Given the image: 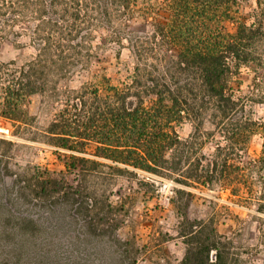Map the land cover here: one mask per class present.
Returning <instances> with one entry per match:
<instances>
[{"label": "trees", "instance_id": "obj_1", "mask_svg": "<svg viewBox=\"0 0 264 264\" xmlns=\"http://www.w3.org/2000/svg\"><path fill=\"white\" fill-rule=\"evenodd\" d=\"M240 1L0 0V40L32 49L23 61L0 62V118L18 134L30 125L29 97L58 105L37 135L62 150L77 175L71 185L62 173L37 167L7 174L8 185L0 186V245L11 246L13 264L24 255L30 264H46L47 234L24 214L30 205H50L49 217H58L55 203L62 202L67 222L80 220L90 241L97 228L105 231L96 223L100 209L108 217L116 206L110 194L84 187L86 177L109 183L118 176L134 178L138 186L174 184L168 201L185 246L178 264L240 263L210 219L188 213L195 193L206 189L228 191L237 202L264 201V119L252 118L248 109L249 103L264 105V0H254L249 23ZM135 19L149 30L134 29ZM96 32L117 46V57L128 50L133 63L125 81L114 84L93 67ZM22 37L27 44L17 41ZM242 68L255 73L247 95L231 86ZM80 72L88 77L70 86ZM184 122L192 131L181 138L176 129ZM254 134L263 144L251 157L246 149ZM207 142L212 149L203 152ZM113 240L120 245L116 233Z\"/></svg>", "mask_w": 264, "mask_h": 264}, {"label": "rangeland", "instance_id": "obj_2", "mask_svg": "<svg viewBox=\"0 0 264 264\" xmlns=\"http://www.w3.org/2000/svg\"><path fill=\"white\" fill-rule=\"evenodd\" d=\"M254 9V0L240 1V14L247 23L252 21ZM163 17L165 12L160 10L159 20ZM131 26L134 29L149 30L138 19L132 21ZM225 29L231 32L234 25L225 23ZM17 41L24 45L28 39L22 37ZM91 43L95 52L93 67L103 69L114 84L125 81L131 74L133 63L128 50L121 49L117 57V46L104 43L97 32L93 33ZM31 53L29 46L19 48L9 39L0 40V62L10 59L23 61ZM87 75L80 72L73 78L70 86H77ZM254 76V71L242 68L231 79V86L237 94L247 95L251 91ZM25 109L31 117L30 125L22 128L18 134L11 123L0 118V169L4 174L3 179H0V186L8 185L10 179L7 174L10 171L32 167L46 170L52 176L62 173L67 183L74 185L77 180L76 171L65 165L63 151L44 143L37 135L45 129L58 105L46 104L41 96L33 95L27 99ZM248 109L252 118L264 119L263 104L249 103ZM203 129L210 130L211 125L205 123ZM176 130L181 138H186L191 133L192 126L189 122H184ZM262 144L263 137L254 134L248 143L246 154L251 157L259 155ZM212 145L207 142L203 152H209ZM137 174L142 177V172L137 171ZM161 181L162 183L154 186H138L134 178L125 176H118L109 183L86 177L84 187L110 194V202L116 206L115 211L108 213L107 217L106 209L101 208L104 204V199H101L96 223L97 227H103L105 231L97 228V235L90 241L83 237L80 220L67 222L65 216L68 214L63 216L62 202L55 203L61 209L58 217H49L50 205L35 208L30 205L24 214L28 219L36 221L47 234L44 238L47 244L42 250H47L45 263L178 264L184 255L185 246L182 238L177 235V219L168 201L174 184L169 180ZM147 191H153L154 194ZM263 204V200L237 202L229 196L228 191L213 188L196 192L188 213L191 218L210 219L218 233L232 242L233 251L241 259L239 264H264ZM113 233L119 238L120 245L113 240ZM12 255L11 246L0 245V264H13ZM28 258L27 255L22 256L20 264H30Z\"/></svg>", "mask_w": 264, "mask_h": 264}]
</instances>
